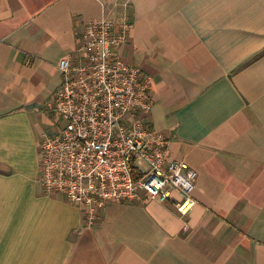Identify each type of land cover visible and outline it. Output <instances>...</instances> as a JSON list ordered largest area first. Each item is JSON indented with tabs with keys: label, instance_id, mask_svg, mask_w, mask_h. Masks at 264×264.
<instances>
[{
	"label": "crops",
	"instance_id": "obj_1",
	"mask_svg": "<svg viewBox=\"0 0 264 264\" xmlns=\"http://www.w3.org/2000/svg\"><path fill=\"white\" fill-rule=\"evenodd\" d=\"M99 19L131 26L116 54L151 79L145 120L196 173L186 216L108 202L87 227L41 192L57 63ZM0 264H264V0H0Z\"/></svg>",
	"mask_w": 264,
	"mask_h": 264
},
{
	"label": "built area",
	"instance_id": "obj_2",
	"mask_svg": "<svg viewBox=\"0 0 264 264\" xmlns=\"http://www.w3.org/2000/svg\"><path fill=\"white\" fill-rule=\"evenodd\" d=\"M130 28L87 22L74 54L59 59L60 85L45 106L55 130L39 145L41 192L61 195L87 227L108 202L170 203L180 216L195 205L196 173L170 159L169 139L145 120L151 79L116 54Z\"/></svg>",
	"mask_w": 264,
	"mask_h": 264
}]
</instances>
